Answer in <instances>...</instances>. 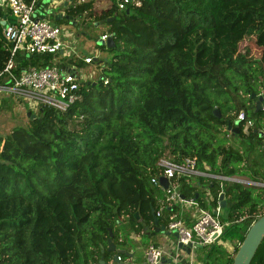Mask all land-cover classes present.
I'll use <instances>...</instances> for the list:
<instances>
[{
    "label": "trees",
    "instance_id": "obj_1",
    "mask_svg": "<svg viewBox=\"0 0 264 264\" xmlns=\"http://www.w3.org/2000/svg\"><path fill=\"white\" fill-rule=\"evenodd\" d=\"M63 12L105 23L100 35H112L114 44H96L106 61L96 63V79L79 81V100L64 111L26 108L35 117L25 115V124L0 134V264H107V255H114L106 250L109 231L118 247L122 221L139 237L165 228L176 205L165 206L156 224L151 215L162 192V157L177 163L195 158L198 171L264 182L263 140L253 131L264 110L254 111L250 98L264 92V0H132L124 8L111 0L100 9L78 0ZM244 40L253 46L241 47ZM57 54H17L13 71L85 64L83 55L66 66ZM8 57L0 38V71ZM0 102L11 108L10 98ZM240 111L258 121L245 134L240 120L232 139H219ZM177 182L184 199L206 210L224 193L222 232L200 248L199 261L229 264L259 215L261 189L254 193V186L201 175ZM225 242L233 244L231 252ZM250 264H264V238Z\"/></svg>",
    "mask_w": 264,
    "mask_h": 264
},
{
    "label": "built area",
    "instance_id": "obj_2",
    "mask_svg": "<svg viewBox=\"0 0 264 264\" xmlns=\"http://www.w3.org/2000/svg\"><path fill=\"white\" fill-rule=\"evenodd\" d=\"M53 1L62 3L68 0H49L48 3ZM128 2H132V0H117V5L119 8H124ZM48 3L46 0H2L0 8L6 6L11 16H5L4 24L0 25V38L9 49V57L0 71V92L22 100L26 107L33 111L41 106L64 111L70 104L80 99L77 93L79 81L74 67H59L55 63H50L23 68L17 74L13 71L17 54L28 57L34 53L65 52L67 43L62 37L60 27L48 20V15L51 12V9L45 6ZM107 36L108 34L100 35L103 40ZM82 59L85 63L92 62V57L89 55H84ZM260 94L264 98V93ZM236 119L244 120L248 127L253 125V121L248 119L243 111L237 113ZM223 130L227 131L225 137L229 138L230 131L227 130L226 125ZM257 130L261 132L264 148V130ZM194 161L195 158H192L177 163L164 157L157 161L158 166L162 169L161 175L167 178L168 185L166 188L160 186L163 194L156 197L158 207L155 216L162 215L165 206L177 203L197 204L193 199L181 198L177 189L179 177L194 174L258 186L261 189L260 199L264 202V182L235 175H216L207 170L198 171L194 168ZM156 181L154 177L151 178L152 183H156ZM213 210L216 211L215 214L212 211L199 208L197 216L190 224H186L179 214L170 212L165 217V230L175 231L178 241L189 244L190 250L193 249L191 247L210 245L219 238L224 226L216 217L220 211L219 202ZM261 214H264V207L259 210V215ZM164 253L162 247L144 242L143 264H159ZM117 259L120 260V257L117 256Z\"/></svg>",
    "mask_w": 264,
    "mask_h": 264
},
{
    "label": "rangeland",
    "instance_id": "obj_3",
    "mask_svg": "<svg viewBox=\"0 0 264 264\" xmlns=\"http://www.w3.org/2000/svg\"><path fill=\"white\" fill-rule=\"evenodd\" d=\"M49 0H46L48 3ZM75 1V0H72ZM93 5L95 4V7L97 9H100L102 7H106L111 3V0H91ZM46 7H49L51 9L50 14L48 15V20L51 23L56 24L60 27L62 32V37L66 41L67 46L65 47L64 53L57 54L58 57H61L65 62L66 65H71L70 58H76L81 57L83 55H89L92 58L98 57L99 59L105 58L107 56V53L104 51H101L96 47V41L100 36V33L106 30V24L103 22L95 21L93 23L87 22L84 18L79 19L78 24H70L67 19L65 18H55L54 15L59 13L60 9L63 8V4L57 1L50 2L48 4H45ZM1 15L10 17V13L8 11V8L6 6H2L0 8ZM251 45L252 43L248 40H244L241 44V47H245V45ZM256 48H253V52H255ZM75 71L77 73L78 81L86 82L87 80L96 79L100 75V68L97 66L95 62L85 63L82 66H76ZM263 93V92H262ZM260 94V93H259ZM1 97L10 98V102L12 103L11 108L8 110H5L1 106L0 102V134L6 135L14 126L25 124L26 122V112L27 107L26 104L20 100L15 98L12 95H8L7 93L0 92V99ZM264 104V100H263ZM27 116V115H26ZM255 121H258V119L255 118L253 120V123ZM258 123V122H257ZM256 124V123H255ZM243 126V125H242ZM259 129L264 130V121H259ZM242 128V127H241ZM219 139H222V141H229L232 138H227L221 132L218 136ZM237 140V139H235ZM262 168V172L264 173V164L260 167ZM198 175V174H194ZM242 177V176H237ZM219 179V178H218ZM260 182V181H257ZM263 182V181H262ZM256 190V192H255ZM254 193H257L260 191V188L258 186H254L253 188ZM163 194L161 192L159 195ZM257 209L261 210L264 207V202L260 199V202L257 204ZM210 208L209 210H211ZM227 206L220 209V212L216 216L219 221H221V217L224 216L226 212ZM166 237L174 238L171 234L167 235ZM120 238L124 241L122 244H117L118 247H121L123 249H129L128 247L132 246L130 248L133 256L132 264H143L144 262V255H143V248L139 246L141 243H137L136 241L132 240L127 236L126 232L124 230L120 231ZM161 235L158 233H154L148 236L141 237V240H147L145 242L149 243H158L157 241L160 240ZM140 240V241H141ZM224 247L229 252L233 249V244L229 242L224 243ZM200 252V248L195 250V253ZM113 255V254H112ZM123 260L126 259V257H122ZM107 264H115V262L112 260V256L107 255L106 257Z\"/></svg>",
    "mask_w": 264,
    "mask_h": 264
},
{
    "label": "water",
    "instance_id": "obj_4",
    "mask_svg": "<svg viewBox=\"0 0 264 264\" xmlns=\"http://www.w3.org/2000/svg\"><path fill=\"white\" fill-rule=\"evenodd\" d=\"M2 3V0H0V4ZM65 5V3H64ZM128 10V9H126ZM71 18V16L69 17ZM4 19L5 16L1 15V22L0 24H4ZM109 19H112V17L106 18V21H109ZM97 45H102L105 46L107 48H110L113 46V38L112 35H108L105 40H103L100 36L96 41ZM92 61L97 63V64H103L104 61H106V58H102L99 59L98 57H93ZM88 83V82H87ZM95 82L93 81L92 84H94ZM264 93V92H263ZM250 98L254 99V111H258V110H264V104H263V95L262 94H255V93H251ZM41 110V108L39 109ZM212 113L214 114V116L216 117H220V112L218 108H214ZM26 115L30 116V118L35 117V113H30L29 111L26 112ZM238 119H236L233 124L227 123V130H229L231 132V135L237 134L240 130L239 127L237 126L239 124ZM234 125V126H233ZM241 131L245 134H248V126L246 123L243 124ZM254 132H257V134L259 136H261V132L257 129L253 130ZM158 183L160 186H162L163 188H166L168 185V180L165 176L160 175L158 176ZM179 196L181 198H183V196L181 194H179ZM224 193L221 192L219 194V207L223 208L226 206L225 200H224ZM212 213L215 214L216 211L212 210ZM151 215L154 219V223H157V219L154 215L153 212H151ZM134 219L136 221H139L141 216L139 214V206L136 208L134 214ZM155 232H166L167 234H172L174 237L177 238V233L175 231H165V228L163 225H158L155 227L154 229ZM264 238V214L258 215L256 216V218L251 222V224L249 225L243 239L241 240V242L237 245L231 260L229 264H250V261L258 247V245L260 244V242L262 241V239ZM107 242V246H106V250L111 251L114 253V255L112 256V260L115 262V264H124L121 260L117 259V254H127L126 250L123 248H119L116 247V245L111 241V232L109 231V236L106 240ZM177 246L179 247V249L184 250L185 252H189L190 250V245L189 244H183L181 242H177ZM101 252H103V249H101ZM101 258L103 257V255L100 256ZM102 261L100 260V263Z\"/></svg>",
    "mask_w": 264,
    "mask_h": 264
},
{
    "label": "crops",
    "instance_id": "obj_5",
    "mask_svg": "<svg viewBox=\"0 0 264 264\" xmlns=\"http://www.w3.org/2000/svg\"><path fill=\"white\" fill-rule=\"evenodd\" d=\"M87 1V0H84ZM65 3V5H64ZM73 1L72 0H68L65 2H62L63 7L72 4ZM75 4H78L77 0L74 2ZM95 7V4H94ZM96 8V7H95ZM105 8V7H102ZM62 9H60V11H62ZM59 11V12H60ZM67 66V65H66ZM68 68V67H67ZM203 176V175H201ZM242 176V178H247L244 175H240ZM219 202V201H218ZM177 211L175 213L179 214L182 219L185 221L186 224H190L195 217L198 214V209L200 208L198 204L196 205H189L186 203H177ZM221 209V208H220ZM213 210V209H211ZM220 212V211H219ZM122 229L124 230V232H126L127 236H129L130 239L136 241L137 243H141L139 246L143 248V243L147 240H141V237L137 236L134 231L130 228L129 224L126 221H122ZM167 231V230H165ZM160 234L162 238H160V242L157 241L158 243H152L154 245L160 246L164 249L165 253L161 258V261L159 264H200L199 261V257L202 256V252H197L195 253V250L198 248H202V246H196V247H191L193 249L189 250V252H185L182 249H179V247L177 246V242L178 239L176 237H174L172 234V236L174 238H169L166 237L167 234L166 232H155V234ZM149 235V233L147 232V236ZM141 240V241H140ZM224 245V243H223ZM129 249H125L127 251V258L125 260H121L124 264H132V252L130 250V248H132V246L128 247Z\"/></svg>",
    "mask_w": 264,
    "mask_h": 264
},
{
    "label": "flooded vegetation",
    "instance_id": "obj_6",
    "mask_svg": "<svg viewBox=\"0 0 264 264\" xmlns=\"http://www.w3.org/2000/svg\"><path fill=\"white\" fill-rule=\"evenodd\" d=\"M74 5H75V3L73 2V3L70 4L69 6H74ZM70 16H71V15L64 13L63 10L60 11L59 13H57V14L54 15L55 18L63 17V18H65V19H67L68 22H69L70 24H73V25L78 24V22H79L78 17L76 16L75 19H72V16H71V18H69ZM263 91H264V90H263ZM233 126H234V125H233ZM237 126H238V125H237Z\"/></svg>",
    "mask_w": 264,
    "mask_h": 264
},
{
    "label": "clouds",
    "instance_id": "obj_7",
    "mask_svg": "<svg viewBox=\"0 0 264 264\" xmlns=\"http://www.w3.org/2000/svg\"><path fill=\"white\" fill-rule=\"evenodd\" d=\"M231 133V132H230Z\"/></svg>",
    "mask_w": 264,
    "mask_h": 264
}]
</instances>
